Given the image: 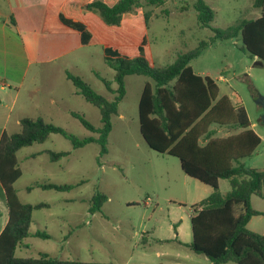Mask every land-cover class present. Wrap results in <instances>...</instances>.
<instances>
[{"label":"rangeland","instance_id":"rangeland-1","mask_svg":"<svg viewBox=\"0 0 264 264\" xmlns=\"http://www.w3.org/2000/svg\"><path fill=\"white\" fill-rule=\"evenodd\" d=\"M253 1L204 0L214 13L210 27L223 30L242 20L257 18L260 10L253 7ZM193 4L194 0H162V4L147 5L146 0H140L130 14L131 32L124 31L123 22L109 26L96 12H81L80 21L91 26L96 38L77 51L76 57L72 56L79 65L71 72L78 73L96 93L112 100L113 95L95 76L96 73L112 81L113 72L102 58L100 42L104 38L117 45L121 54L136 58L139 53L131 39L139 41L145 36L143 53L154 68L166 67L178 55L206 42L189 66L196 74L208 75L216 83L217 97L227 96L233 103L238 100L246 109L260 143L243 163L245 168L264 170V122L262 109L254 102L258 96L264 99V61L258 65L257 60L249 57L241 48L240 35L227 40L214 39L210 28L198 25ZM96 21L102 28L96 27ZM50 76L47 68H31L24 93L45 86ZM53 80L65 89L66 95L74 91L69 81L55 73ZM145 80L148 78L136 75L125 78V95L118 104L117 114L111 117L106 154L99 155L97 143L72 149L70 141L58 134L17 151L21 176L13 188L19 201L48 207L33 211L32 235L15 250L16 257L37 258L38 254L46 253L62 260L98 263L211 264L204 255L195 254L188 247L192 206L206 198L211 188L186 176L176 158L158 154L144 143L138 129L137 104ZM111 86L116 87L114 83ZM66 105V109L58 112L54 124L79 139L97 137L66 111L78 113L99 128L98 109L79 96L70 97ZM6 131L11 134L17 128L7 127ZM227 134L221 130L216 136ZM45 151L69 154L51 162ZM47 183L76 186L64 192L34 187ZM27 187L33 188L27 191ZM229 189L226 180L219 181L222 195ZM95 193L104 194L106 200L99 211L91 213L90 200ZM252 207L260 209L261 198L253 196ZM5 221L6 208L0 199V228ZM262 224V219L255 218L250 228L259 229ZM35 232L46 233L49 238L33 237Z\"/></svg>","mask_w":264,"mask_h":264},{"label":"trees","instance_id":"trees-1","mask_svg":"<svg viewBox=\"0 0 264 264\" xmlns=\"http://www.w3.org/2000/svg\"><path fill=\"white\" fill-rule=\"evenodd\" d=\"M140 0H78L75 7L65 5L59 15L60 22L79 32L82 45L89 44L93 36L86 26L74 21L78 9L93 11L103 23L117 26L125 24L127 32L132 17L131 11ZM147 5L162 4V0H146ZM253 7L260 10L255 19L242 20L223 30L213 29V11L204 0H194L193 9L197 23L208 27L214 39L227 40L240 35L242 49L252 59L264 61V0H254ZM146 21L147 17L144 16ZM12 24V20L10 22ZM138 56L130 58L117 47L106 44L102 47L105 64L113 71L112 81L95 73L113 95L112 100L96 93L79 75L65 72L66 79L76 93L87 103L98 109L101 126L94 127L81 115H70L90 133L97 137L79 139L61 127L47 123L41 118L23 117L19 120V131L2 134L0 138V198L6 208V222L0 231V264H118L62 260L46 253L37 258L16 257L15 250L30 237L32 213L48 207L47 204H23L19 201L13 184L21 176L16 153L35 143H43L50 135H61L69 140L72 149L90 143L99 145V155L107 153V138L111 131V117L117 114L118 104L125 95V78L142 76L145 80L137 104L138 129L146 146L161 155L178 160L181 171L211 188L210 194L192 206L190 217V251L204 255L211 264H264V234L247 228L250 219L258 212L251 207L252 196L264 202V170L245 168L243 161L254 153L260 143L259 136L249 128L245 108L232 105L227 96L217 98L216 83L208 76L194 73L189 61L206 46L202 41L198 47L178 55L170 65L154 68L143 53L145 36L135 41ZM116 87L112 89L111 84ZM214 127V128H211ZM218 129L228 133L216 136ZM51 162L66 157L69 152L45 151ZM219 180H226L229 191L222 195L218 190ZM76 185L35 184L41 190L69 191ZM33 187H27L31 191ZM106 200L104 194L91 197L89 212L99 211ZM264 217V210L260 213ZM33 237L48 239L46 233L35 232Z\"/></svg>","mask_w":264,"mask_h":264},{"label":"crops","instance_id":"crops-1","mask_svg":"<svg viewBox=\"0 0 264 264\" xmlns=\"http://www.w3.org/2000/svg\"><path fill=\"white\" fill-rule=\"evenodd\" d=\"M77 2L78 0H73L72 3H68V0H0V138L3 133L7 134V127L17 128V131L12 133L18 132L19 120L23 117L41 118L47 123L54 124L58 112L67 108L66 101L70 97L79 96L75 88L66 95L65 89L53 80L54 73L65 80L66 71L77 75L78 73L71 72V69L76 70L79 62L76 59L72 60V56L76 57L77 51L90 45L96 38L90 30L91 26L79 19L81 12L85 11L83 9H78L77 17L73 20L83 23L92 34L93 39L89 44L82 45L79 32L60 22L59 15L63 12V7L65 5L75 7ZM96 27L102 28L97 21ZM123 28L126 31L124 23ZM110 42V39L104 38L100 42L101 49L106 44L117 47ZM131 42L136 48L135 39H131ZM123 45L126 46L125 43ZM33 67L49 69L51 80L41 88L34 87L24 93L27 75ZM234 102L230 101L232 105L239 104L238 100ZM66 112L70 115L74 111ZM249 128L253 130L250 120ZM252 203L253 196L250 199L251 207ZM254 210L258 215L250 219L247 228L257 234H264V224L259 229L250 228L255 218L264 222V217L260 215L264 210V202L260 209Z\"/></svg>","mask_w":264,"mask_h":264},{"label":"water","instance_id":"water-1","mask_svg":"<svg viewBox=\"0 0 264 264\" xmlns=\"http://www.w3.org/2000/svg\"><path fill=\"white\" fill-rule=\"evenodd\" d=\"M255 60H257V64L260 65L261 61L258 60L257 58H254ZM254 102L256 105L260 106L261 109H262V112H261V120L262 122H264V99H262L260 96H258V98H255L254 99Z\"/></svg>","mask_w":264,"mask_h":264}]
</instances>
